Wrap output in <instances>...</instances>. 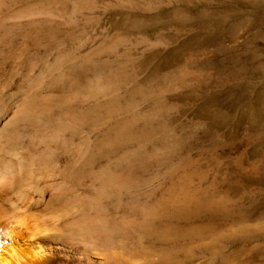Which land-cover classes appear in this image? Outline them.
Returning a JSON list of instances; mask_svg holds the SVG:
<instances>
[{
    "label": "rangeland",
    "instance_id": "rangeland-1",
    "mask_svg": "<svg viewBox=\"0 0 264 264\" xmlns=\"http://www.w3.org/2000/svg\"><path fill=\"white\" fill-rule=\"evenodd\" d=\"M34 5L55 16L18 17ZM38 20L43 31L38 70L54 69L43 83L54 91L59 107L94 106L123 118L125 105L140 115L154 105L164 112L157 121L167 119V110L183 121V130L154 131L159 146L170 150L166 165L158 167L152 159L150 171L142 164L136 168V173L184 175L183 215L162 220L184 227V251L174 253L171 264H264V0H0V35H10L15 44L20 30ZM115 33L122 43L112 42ZM19 62L9 59L8 65ZM33 65L32 59L25 64L26 85ZM134 68L140 83L162 81L153 82L155 95L133 104L125 94L126 74ZM99 69L107 76L94 88ZM111 70L112 76L121 72L112 82L121 86L98 91L111 86ZM80 85L85 96L65 103L63 95ZM123 137L122 149L136 148V163L147 162L150 154L128 133ZM82 191L76 187V193ZM144 192L134 203L138 222L144 220ZM121 193L103 199L112 216L128 213L130 197ZM118 198L122 205L115 209ZM205 200L214 208H207Z\"/></svg>",
    "mask_w": 264,
    "mask_h": 264
},
{
    "label": "bare ground",
    "instance_id": "bare-ground-1",
    "mask_svg": "<svg viewBox=\"0 0 264 264\" xmlns=\"http://www.w3.org/2000/svg\"><path fill=\"white\" fill-rule=\"evenodd\" d=\"M53 16L51 10L34 5L18 17L32 21ZM39 24L38 20L28 30L21 29L16 44L10 35H0V264L174 263V253L184 251V227H171L162 220L171 214L183 215L184 175L136 173V168L142 164L143 171H150L152 159L158 167L166 165L170 150L159 146L154 131L183 130V121L173 119L168 110L167 119L157 121L164 112L154 105H148L142 115L125 105L123 118L94 106L59 107L54 91L43 83L54 69L38 70L43 36ZM123 40L119 33L112 36V42ZM9 59L20 62L10 67ZM29 59L35 66L26 85L24 67ZM135 71L126 74L125 97L133 104L137 98L155 95L152 85L157 83L153 82L162 81L140 83ZM105 72L94 70V88L106 79ZM109 73L112 76L113 70ZM115 75L107 79L110 87L97 90L121 86V82L112 83L119 81ZM74 92L64 94L63 101L72 103L85 96L81 85ZM140 120V133L134 135ZM127 133L136 147L150 154L147 162L136 163V148L122 149ZM183 162L184 158L176 166ZM78 169L83 173H76ZM76 187L83 191L76 193ZM121 192L130 197L128 213L112 216L103 199L119 197ZM142 192L144 220L138 222L133 210ZM205 201L207 208H214L213 201ZM112 205L117 209L122 203L118 198Z\"/></svg>",
    "mask_w": 264,
    "mask_h": 264
}]
</instances>
